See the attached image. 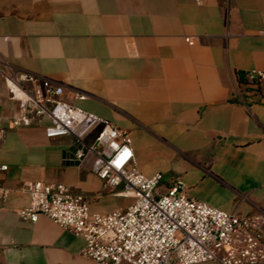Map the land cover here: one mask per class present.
Returning a JSON list of instances; mask_svg holds the SVG:
<instances>
[{
    "label": "crops",
    "instance_id": "crops-1",
    "mask_svg": "<svg viewBox=\"0 0 264 264\" xmlns=\"http://www.w3.org/2000/svg\"><path fill=\"white\" fill-rule=\"evenodd\" d=\"M252 68L264 71V0H0V264H93L81 235L18 215L27 180L61 181L102 212L128 196L91 154L76 157L73 135L47 136V117L7 125L18 101L2 71L60 83L64 99L124 127L162 185L181 176L195 198L249 214L264 213V77L249 78Z\"/></svg>",
    "mask_w": 264,
    "mask_h": 264
},
{
    "label": "built area",
    "instance_id": "built-area-1",
    "mask_svg": "<svg viewBox=\"0 0 264 264\" xmlns=\"http://www.w3.org/2000/svg\"><path fill=\"white\" fill-rule=\"evenodd\" d=\"M193 43L190 36H185ZM8 93L17 98V110L7 125L42 124L49 137L70 134L79 142L76 157L92 155V167L106 184L121 185V194L133 200L123 207L92 210L80 192L61 181H26L29 201L16 209L36 220L45 214L84 239L80 253L93 264H220L264 263V213L238 214L188 193L181 176L162 185V174L142 171L128 131L113 120L64 99L63 86L49 77L25 71H2ZM249 78H263L252 68ZM78 97L84 94L76 92ZM0 111V139L6 125ZM100 127L92 143L85 133ZM7 168L0 163V169ZM8 189L0 184V197Z\"/></svg>",
    "mask_w": 264,
    "mask_h": 264
},
{
    "label": "rangeland",
    "instance_id": "rangeland-1",
    "mask_svg": "<svg viewBox=\"0 0 264 264\" xmlns=\"http://www.w3.org/2000/svg\"><path fill=\"white\" fill-rule=\"evenodd\" d=\"M118 200L121 204L127 205L128 203H130L133 200V198H132V196H120L118 198ZM198 264H220V263L218 261H215V260H209L206 262H200Z\"/></svg>",
    "mask_w": 264,
    "mask_h": 264
},
{
    "label": "water",
    "instance_id": "water-1",
    "mask_svg": "<svg viewBox=\"0 0 264 264\" xmlns=\"http://www.w3.org/2000/svg\"><path fill=\"white\" fill-rule=\"evenodd\" d=\"M71 160H73L71 162H74V163H77L78 162V159H71Z\"/></svg>",
    "mask_w": 264,
    "mask_h": 264
}]
</instances>
